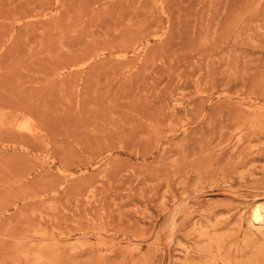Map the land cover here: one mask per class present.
Instances as JSON below:
<instances>
[{
  "label": "rangeland",
  "instance_id": "rangeland-1",
  "mask_svg": "<svg viewBox=\"0 0 264 264\" xmlns=\"http://www.w3.org/2000/svg\"><path fill=\"white\" fill-rule=\"evenodd\" d=\"M264 0H0V264H264Z\"/></svg>",
  "mask_w": 264,
  "mask_h": 264
},
{
  "label": "bare ground",
  "instance_id": "bare-ground-1",
  "mask_svg": "<svg viewBox=\"0 0 264 264\" xmlns=\"http://www.w3.org/2000/svg\"><path fill=\"white\" fill-rule=\"evenodd\" d=\"M249 218L253 224H264V204L254 202L249 206Z\"/></svg>",
  "mask_w": 264,
  "mask_h": 264
}]
</instances>
